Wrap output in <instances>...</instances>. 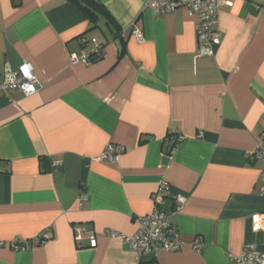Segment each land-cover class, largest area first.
<instances>
[{
	"label": "crops",
	"instance_id": "0c3cea01",
	"mask_svg": "<svg viewBox=\"0 0 264 264\" xmlns=\"http://www.w3.org/2000/svg\"><path fill=\"white\" fill-rule=\"evenodd\" d=\"M94 1L115 24L88 32L65 0H0V81L26 63L40 83L31 96L0 95V264H234L247 246L264 253V165L248 158L264 132V0H225L210 57L185 9ZM92 39L102 57L72 63ZM108 145L124 148L118 164L96 160ZM163 183L167 212L185 198L170 216L181 248L138 261L104 232L134 234ZM78 226L95 248L88 233L75 241Z\"/></svg>",
	"mask_w": 264,
	"mask_h": 264
},
{
	"label": "built area",
	"instance_id": "2783aa9c",
	"mask_svg": "<svg viewBox=\"0 0 264 264\" xmlns=\"http://www.w3.org/2000/svg\"><path fill=\"white\" fill-rule=\"evenodd\" d=\"M225 0H146V8L151 10L155 15H164L171 13L176 9H185L188 16L195 20V33L198 42L197 51L200 56L210 57L214 54V49L220 44L221 33L216 28V18L220 7ZM133 38L137 42L142 41L140 31L132 32ZM92 48L88 55L78 57L70 54L72 63L90 64L91 57H102L103 46L95 39L91 41ZM40 89L39 80L29 64H22L17 69L6 68L3 80L0 81V95H8L12 91H18L25 96H31ZM180 142V138H177ZM124 148L119 145H108L101 155L96 159L99 162L106 161L111 164H118L121 153ZM250 160L261 161L264 165V132L261 134L258 147L248 156ZM61 160H56L54 165L60 166ZM262 193L264 194V171L262 177ZM170 195V190L166 184H162L159 189L151 195L152 211L147 215L136 216L133 222L137 229L130 236L120 235L119 233L106 230L104 235L109 238L122 237L126 242L128 249L133 252L137 260L144 256H155L159 252L176 253L181 248L178 238L177 228L170 221V216L184 205L185 198L177 196L174 199L173 211L167 212L164 209V201ZM82 195V200H84ZM259 226L264 231V214L260 216ZM83 233L90 234L89 247L95 248L97 245L95 234L83 226L74 229V239L76 242L82 240ZM42 241L36 238L34 243L27 245L20 242H12L10 246L14 250L33 247ZM197 249H200L198 246ZM264 253L258 252L253 246H247L243 249L241 255L235 259L234 264H262Z\"/></svg>",
	"mask_w": 264,
	"mask_h": 264
},
{
	"label": "trees",
	"instance_id": "16d2710c",
	"mask_svg": "<svg viewBox=\"0 0 264 264\" xmlns=\"http://www.w3.org/2000/svg\"><path fill=\"white\" fill-rule=\"evenodd\" d=\"M75 7L87 20L90 25L88 32L98 28V24L101 20L105 21L106 24H115L113 19L107 10L94 0H65ZM101 58V57H100ZM100 58L91 57V63L99 60ZM179 144L177 139L173 140L171 146L169 147V152L174 150ZM146 264H150L146 263Z\"/></svg>",
	"mask_w": 264,
	"mask_h": 264
}]
</instances>
